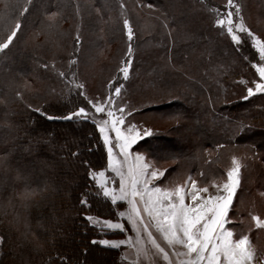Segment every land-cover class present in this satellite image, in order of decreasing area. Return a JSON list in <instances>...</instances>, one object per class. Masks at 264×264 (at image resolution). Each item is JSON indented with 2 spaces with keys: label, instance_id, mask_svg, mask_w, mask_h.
I'll use <instances>...</instances> for the list:
<instances>
[{
  "label": "rangeland",
  "instance_id": "1",
  "mask_svg": "<svg viewBox=\"0 0 264 264\" xmlns=\"http://www.w3.org/2000/svg\"><path fill=\"white\" fill-rule=\"evenodd\" d=\"M47 1L0 0V17L3 18L0 20V40L17 20L21 25L17 33L18 38H14L8 49L0 52L3 54L0 59V125H2L0 126V146L10 143L11 128L4 125L10 124V127L12 125L10 118L15 112H10L9 109L16 104V99L22 101L20 105L28 110L39 107L43 115L47 113L43 103L51 101L52 106L56 105L55 110L59 111V115H67L70 111H75L78 106H88L85 96L94 98L105 95L109 80L113 77L119 79L118 66L125 59L128 40L123 20L128 18L135 35L132 41L130 78L127 82L121 81L125 83V90H122L121 95L129 106L126 111L132 112L127 119L141 129L146 127L152 130V135L144 137L139 147L133 146L131 151H141L157 167L167 168L165 177L168 179L164 182L168 184L182 183L189 175L200 185L210 184L213 180L219 182L231 166V157L241 158L246 167L242 168L240 186L230 208L227 227L233 229L236 239L245 234L249 236L254 256L256 239L258 235H264V230L256 228L255 221L252 219L253 216H259L264 220V152L249 143L227 145L218 143L214 147L198 146L195 148L194 159L193 157L183 159L180 156L187 150L186 146L190 145V138L198 136L191 127L197 122L186 115V109L195 107V96L203 100L204 96L201 93L207 89L208 85L203 80L204 70L195 52L187 63H179V59L174 54L179 25L169 16L173 4L168 1L167 6L163 7L149 2L141 3L140 0H102L101 2L99 0H63V9H54L46 4ZM199 2L201 5H195V9L207 15L212 13L213 9L222 11L226 0H199ZM235 2L241 5L246 26L257 36L264 38V0H235ZM149 4L153 7H147ZM25 5H27V11H24ZM175 9L179 10L177 7ZM52 13H56V16L49 19ZM177 13V17L180 18L179 11ZM36 16H39V19L34 18ZM183 24H185L183 27L189 29V24ZM77 33H79V44L76 43ZM218 33L220 36H225L222 32L218 31ZM165 40L170 45L166 49L164 48ZM240 48L244 52H248V49L255 52L247 37L244 38ZM214 57L217 60L216 56H211V58ZM254 60L255 63H259L257 54ZM220 64H223L221 66L225 69L228 62L222 60ZM35 66L40 68L38 72ZM175 68L188 69V72L186 70V74L180 73ZM204 68H206L205 65ZM60 72L65 73V76L61 77ZM242 73H237L236 76L240 78ZM255 75L254 81H257L259 78L256 72ZM76 83L84 84V89H77ZM252 86L253 83H251ZM81 91L83 95L80 94ZM246 94L247 92H244V95ZM74 127L76 132L80 130L79 125ZM50 130L53 131L47 134L46 138L51 137L54 141L57 136H60L61 144L69 141L72 143V149L80 154V146L73 139V135L62 136L56 129ZM87 134L88 137L91 135L94 137V132L87 131ZM101 142V145L97 142L94 148H98L92 153L88 149L89 145L85 146L87 158L95 154L100 160V167L95 168L92 165L87 168L88 171L106 168L107 150L102 139ZM86 143L93 146L91 140H87ZM64 154H61L60 158L64 159V156L67 158L66 152ZM9 159L7 158L6 162L0 165V170L3 169L6 174H10L13 169L12 161ZM193 162L201 165L195 168ZM201 172L203 176L199 175ZM16 173L19 174L18 171ZM106 175L115 178L116 183L113 186L118 188L119 178L115 177L110 170L106 172ZM18 182L16 189L12 186L7 187L6 180L0 182V223L13 228L15 235L22 236L21 238L28 245L21 244L25 254L22 258L12 255L9 261L14 264H35L37 259L29 255L31 250L28 247L35 244L40 246L42 243L44 247L46 246L43 235H40L41 233L37 230L38 225L51 223L59 214H57L58 210L55 211L56 209L51 211L52 215L50 212V217L49 214L43 215L40 211L34 215L31 214L27 208L31 194L27 188L23 187V181L19 176ZM90 191L95 193V187ZM90 196L82 197L87 199L90 205V207L84 206L82 216L85 220L87 215L114 218L116 211H124L127 208L126 202L111 205L108 201L109 211H105L104 206L98 204L104 201L98 197L91 199ZM93 201L96 202L95 205ZM121 222L125 223L128 229L126 235L134 236L126 218ZM86 225L91 224L86 220ZM88 227L86 226L85 230L89 232V241L125 238V234L103 235L95 228L90 230ZM1 229L0 227V236H3ZM16 236L14 241H17ZM50 238V235H47V239ZM14 244L20 245V243ZM2 245L0 244V256L5 251ZM118 253L120 264H134V262L136 264H167L161 256L157 255H152L151 260L141 256L137 261L135 250L127 245H122Z\"/></svg>",
  "mask_w": 264,
  "mask_h": 264
},
{
  "label": "trees",
  "instance_id": "2",
  "mask_svg": "<svg viewBox=\"0 0 264 264\" xmlns=\"http://www.w3.org/2000/svg\"><path fill=\"white\" fill-rule=\"evenodd\" d=\"M168 1L173 4L169 16L179 25L174 54L179 59V63H187L195 52L204 70L203 80L208 85L201 93L204 96L203 100L195 96V107L186 109V115L197 122L191 127L198 136L190 138V145L186 146L187 150L180 156L183 159L192 157L194 159L195 148L214 147L218 143L223 145L249 143L264 152V93H255L247 99L244 98L247 95H244V92L256 79L252 66V63H255V52L252 49H248V52L242 51L241 48L237 49L229 39L220 36L218 31H221L214 27L213 23L215 14L212 12L206 15L203 11L195 9V5H201L199 0H140L141 3L149 2L163 7L167 6ZM62 2L63 0H48L46 4L50 8L63 9ZM178 11L180 18L177 17ZM34 18L39 19V16ZM183 23L189 24V29L183 27L185 26ZM168 47L170 45L165 40L164 48ZM212 55L216 56L217 60L215 57L211 58ZM2 56L1 53L0 59ZM222 60L228 62L225 69L221 66L223 64H220ZM35 70L38 72L40 68L35 66ZM175 70L185 74L188 72V69L175 68ZM237 73H242V77H237ZM20 102L22 101L16 99L13 108L9 105L10 112H15L14 116L12 115L15 118H10L11 127L10 124L4 126L11 128L9 131L11 140L9 144L0 146V154L10 158L13 169L10 174H6L3 169L0 170V182L6 180L7 187L12 186L16 189L19 185V176L23 181V187L31 194L27 202L31 214L40 211L41 214L47 213L50 217V212L54 209L58 210L57 214H59L51 223L38 225L37 230L43 235L46 246L44 247L43 243L40 246L30 245L29 255L37 259L35 264H120L118 257L120 248H110L88 240L89 232L85 227L89 226L90 230L94 228L92 225H86V220L82 216L85 206L80 203L82 197L85 195H91V199L96 197L95 193L90 191L94 184L87 168L92 165L95 168L100 167V160L94 154L95 156L88 157L91 160L89 161L85 146L88 144V149L92 153L98 148H94L97 142L101 145L98 130L91 120L64 119L63 117L67 115H59V111L55 110L56 105L52 106L51 101L43 104L47 114L55 117L54 119H48L47 116L33 109L28 110L21 106ZM75 125L80 127L77 132L74 129ZM51 128L59 131L62 136L73 135V139L80 146V154L72 149V143L69 141L61 144L60 136L54 141L51 137L46 138V135L53 131L50 130ZM87 131L94 132V137L92 135L88 137ZM87 140L93 141V146L86 143ZM64 152L67 158L65 156L64 159L60 158ZM193 165L198 168L201 164L193 162ZM53 188L55 191L52 190ZM93 203L96 204L94 201ZM98 204L104 206L103 210L105 208V211H109L108 201ZM0 227L3 229H1L4 236L2 246L5 250L0 256V264H14L9 258L12 255L22 258L25 254L21 244L26 243L22 236L15 235V230L10 226L0 223ZM60 228L62 230H59ZM47 235L51 238L47 239ZM15 236L17 241H14Z\"/></svg>",
  "mask_w": 264,
  "mask_h": 264
},
{
  "label": "snow or ice",
  "instance_id": "3",
  "mask_svg": "<svg viewBox=\"0 0 264 264\" xmlns=\"http://www.w3.org/2000/svg\"><path fill=\"white\" fill-rule=\"evenodd\" d=\"M23 7L27 11V5ZM147 7L152 8L153 5ZM213 12L214 26L237 49L247 37L259 57V63L252 65L259 79L246 89L244 98L264 93V38L246 26L241 5L235 0H226L222 11L213 9ZM55 16L56 13H52L49 19ZM0 20L3 18L0 17ZM20 27L17 20L8 29L0 40V52L8 49L14 38H18ZM123 27L128 45L125 59L118 66L119 79L113 77L109 80L105 95L94 98L85 96L87 107L78 106L63 117L93 122L107 150L106 168L90 170L88 173L95 187V195L103 201H109L111 205H117L118 202L127 204L124 211L115 212L114 218L86 216L88 223L103 235L125 234L121 240L100 239L92 243L110 248L127 245L135 250L137 261L141 256L151 260L152 255H157L167 264H251L253 247L249 236L245 234L236 239L233 229L226 227L234 196L240 186L242 168L246 167L241 158L231 157V166L219 182L213 180L210 184L200 185L189 175L182 183L168 184L164 182L168 179L165 177L167 168L157 167L141 151H131L133 146L139 147L144 137L152 135V130L146 127L141 129L127 119L132 112L126 111L129 106L121 95L122 90H125V83L121 81L127 82L130 78L135 32L128 18L123 20ZM79 42L77 33L76 43ZM59 75L64 77L65 73L60 72ZM75 87L83 90L84 84L76 83ZM80 94L83 95V91ZM35 111L40 112L41 109L37 107ZM44 115L47 116V113ZM6 160L7 155L0 156V165ZM108 170L119 178L118 188L113 186L115 178L106 175ZM199 175L203 176V173ZM52 190L55 191V188ZM80 203L90 207L87 199H81ZM125 218L134 236L126 235L128 229L121 222ZM252 219L256 227L264 228V220L259 216H253ZM3 242L4 237L0 236V244Z\"/></svg>",
  "mask_w": 264,
  "mask_h": 264
},
{
  "label": "crops",
  "instance_id": "4",
  "mask_svg": "<svg viewBox=\"0 0 264 264\" xmlns=\"http://www.w3.org/2000/svg\"><path fill=\"white\" fill-rule=\"evenodd\" d=\"M256 251L251 264H264V235H258L256 240Z\"/></svg>",
  "mask_w": 264,
  "mask_h": 264
}]
</instances>
